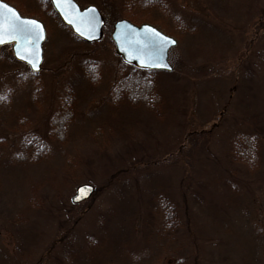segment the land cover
Wrapping results in <instances>:
<instances>
[{"label":"rangeland","instance_id":"1","mask_svg":"<svg viewBox=\"0 0 264 264\" xmlns=\"http://www.w3.org/2000/svg\"><path fill=\"white\" fill-rule=\"evenodd\" d=\"M4 1L47 40L38 73L0 47V264H264V0H140L178 40L152 109L114 91L123 0H76L105 15L94 44L42 0ZM244 135L249 162L234 158ZM28 137L44 150L21 152ZM83 183L96 191L74 205Z\"/></svg>","mask_w":264,"mask_h":264},{"label":"water","instance_id":"2","mask_svg":"<svg viewBox=\"0 0 264 264\" xmlns=\"http://www.w3.org/2000/svg\"><path fill=\"white\" fill-rule=\"evenodd\" d=\"M51 1L63 23L69 26L77 37L87 43H95L102 39L105 20L98 7L89 5L82 8L76 0H72L70 6L68 4L58 6L57 0ZM9 9H12L13 12H10ZM13 13L19 16L20 21H36L39 28L35 31L39 32L42 38L36 39L35 32L32 34L24 33V37L19 43L12 40L11 42L0 43V46L12 44L15 58L27 64L34 73H38L41 71L44 61L43 44L47 38L45 25L36 18L23 16L17 8L4 0H0V24H3L5 29L13 22L19 25L20 21L15 20ZM111 37L116 45L117 55L128 64L141 69L167 72L173 70V66L169 62V51L178 45V40L155 26L149 23L137 25L130 20L121 19L115 23ZM4 39L8 41L10 37L6 35ZM17 49H19L21 56L26 57L25 59L17 56ZM32 63L37 64L36 69H33ZM94 193V185L83 183L77 187L76 193L72 197V203L79 204L86 201Z\"/></svg>","mask_w":264,"mask_h":264},{"label":"trees","instance_id":"3","mask_svg":"<svg viewBox=\"0 0 264 264\" xmlns=\"http://www.w3.org/2000/svg\"><path fill=\"white\" fill-rule=\"evenodd\" d=\"M42 3L45 4L46 7H48L51 12L56 16V18L59 19L58 15L55 13V11L53 10L52 4L49 0H42ZM123 4V8L122 11L120 12V9H115L111 12L110 16L113 19L116 18H128L134 22H143L146 21L144 19L143 16V4L140 3V0H123L122 2ZM19 9H21V11L23 10L21 6H18ZM102 10V9H101ZM117 20V19H116ZM60 21V19H59ZM61 22V21H60ZM63 25V24H62ZM108 24L106 25L105 29H104V38L108 37ZM82 70L84 72V74L86 76L89 75V72L93 71V68H91L89 65H86L83 63L82 66ZM120 83L121 85L123 84V90H114L116 92H120L119 95L117 96V98H119V100L121 101V99H124L122 101H128L131 102L132 104L134 103V105H137L138 103H149V106L146 105L148 108L152 109L151 106V100L149 99L152 91H149L150 85L154 84L155 81L153 80V76L156 74H159L160 72L157 71H148V70H142V69H138L132 65H128L127 63L122 61V68H120ZM90 76V75H89ZM91 78V76H90ZM130 81V82H128ZM128 82L127 84H129L130 86H128L127 84H124ZM132 82V84H131ZM133 87V89H132ZM145 88V89H144ZM134 90V91H133ZM134 92L136 95H132L131 92ZM143 91H146L147 94H142ZM122 92L124 93V97H119ZM145 92V93H146ZM150 92V94H149ZM142 97V98H141ZM71 98V96L69 95V97L65 98V101L68 102V100ZM149 99V101H148ZM154 105V104H153ZM156 106V105H155ZM158 112V107L157 110L154 113ZM160 115V112H158ZM253 138L256 141H250V139ZM244 140V142L242 141ZM257 142V137H247V136H239L237 138H235L234 141V148H233V152H234V158L237 160H243L245 162H249L245 159V157L249 156L251 157L253 153V149L251 148L252 146H254V144ZM40 142H37L36 138H32V137H28L24 140V143L21 145V152H24L26 149L27 151H43L44 148L39 146ZM164 204V202H163ZM165 207L167 208H172L173 204L167 202ZM174 208V207H173ZM170 218V216L168 217ZM172 218V217H171Z\"/></svg>","mask_w":264,"mask_h":264},{"label":"snow or ice","instance_id":"4","mask_svg":"<svg viewBox=\"0 0 264 264\" xmlns=\"http://www.w3.org/2000/svg\"><path fill=\"white\" fill-rule=\"evenodd\" d=\"M72 0H57L58 6L61 4H68L69 6L71 5ZM6 7V5H5ZM10 12H13L12 9H9ZM15 16L16 21H20V18L18 15L13 13ZM39 28V25L37 24L36 21L33 20H24L20 21L19 25H17L15 22L9 25L7 29L4 28L3 24H0V43H6V42H11L12 40L19 41L24 37V33L32 34L35 32V38L36 39H41L42 36L39 34V32H36L35 30ZM9 36L10 39L8 41H5L4 37ZM166 39V38H165ZM17 56L20 57L21 59H25L26 57L20 55L19 49H17ZM31 63V61H30ZM147 66V65H145ZM167 67V65H164ZM33 69L37 68L36 63H32ZM0 99H6L4 96H0Z\"/></svg>","mask_w":264,"mask_h":264}]
</instances>
